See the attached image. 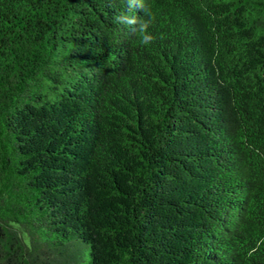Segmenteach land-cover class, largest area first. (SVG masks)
<instances>
[{
	"label": "trees",
	"instance_id": "16d2710c",
	"mask_svg": "<svg viewBox=\"0 0 264 264\" xmlns=\"http://www.w3.org/2000/svg\"><path fill=\"white\" fill-rule=\"evenodd\" d=\"M0 264H264V0H0Z\"/></svg>",
	"mask_w": 264,
	"mask_h": 264
},
{
	"label": "clouds",
	"instance_id": "9594fccd",
	"mask_svg": "<svg viewBox=\"0 0 264 264\" xmlns=\"http://www.w3.org/2000/svg\"><path fill=\"white\" fill-rule=\"evenodd\" d=\"M150 40H151V36L145 35V36L143 37L142 42H143V43H148Z\"/></svg>",
	"mask_w": 264,
	"mask_h": 264
}]
</instances>
